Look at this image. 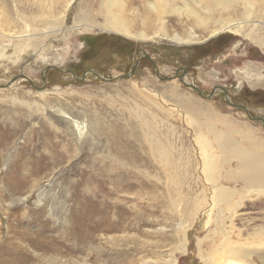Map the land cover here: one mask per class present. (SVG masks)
Returning <instances> with one entry per match:
<instances>
[{"label": "rangeland", "instance_id": "1", "mask_svg": "<svg viewBox=\"0 0 264 264\" xmlns=\"http://www.w3.org/2000/svg\"><path fill=\"white\" fill-rule=\"evenodd\" d=\"M67 1L0 0V23L2 21L8 28V34L14 33L12 40L16 47L7 46L8 38L0 36V264H142L145 258L155 261L154 264H163L170 258L177 259L179 264H203L197 247V239L204 238L205 234L200 223H196L186 237L185 253L179 249L180 240L175 229L181 217L179 212L187 211L184 205H170L172 210L168 213L165 209L158 210L150 218L154 221L145 220L137 226L131 223L133 228L125 231L124 227L108 222L104 217L99 218L102 219L100 225L88 228L84 219L88 218L93 198L108 193L107 188L94 192L88 176L103 169L99 161L105 158L106 141L111 142L116 134L123 142L139 144L142 155L133 158L134 161L156 159L146 140L154 133L160 144L174 143L173 157L194 156L193 160H202L201 148L183 115L184 110L173 109L175 106L171 101L166 103L158 97L163 107L174 112V118L167 119L176 132L174 140L167 137L166 111L153 103L152 113L144 115L145 127L142 128L138 122L140 115L138 112L135 114V110L149 107L150 103L145 95L133 93V87L149 95L147 91L151 89L159 91L176 85L196 104L216 110L218 115L229 121L228 125L218 122L219 129L224 127L228 131L233 126L234 135L244 143L247 142L245 135L249 133L256 139H264L263 122L247 115L249 112L253 118L263 117L264 120V42L258 43L234 30H225L210 37L209 33L194 27L193 18L186 12H167L160 7L158 0H119L115 9L119 10L120 19L127 22L133 36L140 32L153 34L160 28L159 18L164 20L167 34L184 36L191 26L198 36L189 44H176L162 35L147 40L134 38L119 31H107L108 20L104 21L101 14L105 12L103 0H73L66 8ZM175 2L176 5L180 3V7L184 5L182 0ZM150 4L157 6L159 17L150 11ZM62 11L65 12L62 28L55 29L56 32L51 33V23L39 22L41 18L51 20L63 15ZM24 20L31 25L33 33L29 46L22 44L26 38ZM214 27V23L209 25V29ZM247 28L243 30L245 34H249ZM259 35L264 37V28ZM36 41L41 42L37 48L34 45ZM136 63L133 77L114 82L88 72L94 70L104 78H115L127 74ZM49 65L71 71L77 77L87 73L85 78L75 80L71 73L49 69L45 83L43 72ZM182 69L187 71L186 82L197 86L203 96L182 82ZM177 71L179 73L175 75ZM156 73L172 79L159 80ZM21 74L30 78L37 87L44 86L45 89L36 90L25 78L1 87ZM219 87L225 89L231 102L243 105L247 110L229 105ZM24 100L33 107L22 105L20 101ZM154 119L156 126L153 125ZM75 121L79 126L74 124ZM235 130L240 134L236 135ZM212 152L220 158L215 144ZM127 161L130 162L129 159ZM111 164L102 165L107 168L104 171L120 170ZM118 165L125 167L126 164ZM220 171L225 170L220 168ZM201 175L206 187H211V182L205 177L206 172L201 170ZM127 176L133 183L125 185L119 195L127 190L137 192V183L143 182ZM132 184L135 186L130 189ZM225 184L233 186L231 182ZM240 192L231 201L234 205L242 202V205L235 216L237 227L231 226L234 230L230 243L242 242L253 250L258 248L255 246L264 245V235L262 238L260 234L255 235L254 240L244 235L246 231L256 233L264 229V190L240 189ZM88 193L91 195L86 196ZM179 193H186L178 198V202L187 198L184 203L192 195L189 191ZM115 199L128 203L134 198L128 196L123 199L115 195ZM148 201L151 202L147 198L145 203ZM133 211L134 208L128 217L136 222ZM213 223L212 219L209 227ZM160 226L165 230H160ZM247 239L254 242L253 246ZM201 247L205 255L209 254L206 242ZM250 261L249 264H264V247L255 250Z\"/></svg>", "mask_w": 264, "mask_h": 264}, {"label": "bare ground", "instance_id": "2", "mask_svg": "<svg viewBox=\"0 0 264 264\" xmlns=\"http://www.w3.org/2000/svg\"><path fill=\"white\" fill-rule=\"evenodd\" d=\"M158 1L161 3L160 7L167 12L168 10L175 13L186 12L188 17L193 18L194 27H197L204 33H209L210 37H213L214 35L225 30H234L237 33H242L247 38L250 37L251 39L258 41V43L264 42V37L259 35V31L264 28L263 1L191 0L190 2V0H182L184 3V5L182 4L183 7L178 6L180 3L176 5V0ZM72 2L73 0H68L66 2V8H68ZM103 2L105 3V12H102L101 14L104 15V21L108 20V28L106 27L107 31H109V29L115 30L134 38L146 40L147 38L151 39L161 35L168 36V38L174 40L176 44H189L198 39V36L194 30L195 28L191 26L187 34L184 36L178 33L173 35L167 34L166 24L162 18H159L158 20V26L160 28H158V30H156L153 34L149 35L145 32H140L133 36L129 31L127 22L120 19L119 10L115 9V7L119 5L120 1L103 0ZM240 4L241 6H239ZM51 5H53V3L49 6L51 7ZM149 6L150 11L155 16L159 17V10L157 6L155 4H150ZM61 13L63 15L53 17L51 20H45L41 18L39 19V22L42 24L51 23V33L56 32L55 29L62 28L61 26L65 17V12L62 11ZM222 14L224 16H222ZM87 16L92 18V16L90 17L88 14ZM215 16L217 17L215 18ZM80 19L83 21V17ZM234 20H236L235 27H233V22H235ZM211 23H214L216 27L209 29V25ZM24 25L26 38L24 39L25 42L22 44L29 46V40L33 35L31 32L32 28L27 20H24ZM88 26L90 25L87 24V27ZM245 27H248L247 29H249V34H245L243 32ZM7 29L4 26V23L1 21L0 36L7 37L8 43L5 44L16 49L12 40L14 33L8 34L9 32L6 31ZM40 44V41H36L34 45L37 48L40 46ZM184 80L186 82L187 78L185 77ZM131 91L133 93L137 92L139 95H145L148 102L150 103L149 107L143 106L141 107V110H135V114L138 112L140 115L138 122L141 126L143 125L142 128L145 127V122L143 124L144 115L146 113H152L150 110L153 105L166 111L167 117L164 120L167 122V124V119L169 117L174 118V112L163 107L159 102L158 97H162L166 103L171 101L172 104L178 108L176 109L174 107L173 109L181 111L184 110L183 115L186 116V119L191 126V131L193 132L196 141L201 148L199 152L201 153L200 156H202V160H193L194 156L184 158L182 155H177L173 157L171 153L172 151L176 150L174 143L168 141L167 146H164L159 143V139L156 138V133H154L152 136L148 135L146 140L149 142L147 143L149 151L156 159H153V161L150 162L140 159L134 161L133 158H139L142 155V150L139 147V144L123 142L119 139L118 134H116L111 142L108 143V141H106L107 152L105 154V158L102 159V161H99L101 164L99 166H101L103 169L99 172L95 171L88 176L89 183L92 185V190L94 192H101L107 188L108 193L107 195H100L93 198L92 206L88 213V218L84 219V223L88 226V228L93 229L97 225H100V220L102 219L99 218L104 217L108 222L117 223L119 227H124L125 231L126 229L133 228L131 227V223L137 226V224L140 225L145 220L147 222L154 221L150 218H152L153 214L158 212V210L165 209L168 213L170 210H172V206L176 207L177 205H184L187 211L179 212L181 217L179 218V222L175 229L177 230L176 235L180 240L179 249L181 253H185L186 251V244L188 243L186 237H189V232H192L190 230L194 228L196 223H200L199 226L201 230L205 231V234L204 238L196 239L197 247L199 246L198 256L201 260H203V264H249L248 262L250 261L251 255L255 254V250L262 249L264 245L261 244L260 246H255L258 248L252 250V247L247 248L242 242H237L234 244L230 243L232 236L231 234H233L231 232L234 230V227L232 228L231 226H235V216L237 210L242 205V202L236 203L234 205L232 204L233 202L231 203V201L233 200V197L240 192V189L244 191H248L253 188L264 190V139H256V136H254L252 133H249L245 135L247 142L244 143V141L242 142L241 138L237 139V137L234 135L233 126L230 127L228 131L224 127L219 129L217 125L218 122L228 125L227 123L229 121H226V118L223 119L222 115H218L216 110L212 111L203 105L200 106L196 104L192 97H189L185 93L179 91L176 85H170L165 88H161L159 91L151 89V91H147L149 95L142 93L143 91L141 92V90L135 87H133ZM40 93H42L43 96V92ZM20 102L22 105L26 104L33 107L27 100ZM59 111L62 112V110ZM146 120L147 119L145 118V121ZM74 124L79 126L77 121H75ZM153 125H157L156 119H154ZM167 130L169 131L167 137H171L174 140L173 136L176 134V132L172 125H169ZM79 131L81 133L82 129L80 128ZM235 134L239 135L240 132L235 130ZM154 140L155 143L153 145ZM133 141L136 142L137 139L134 138ZM213 144H215L218 148L220 158H217V154L212 152ZM187 150L188 152H191L188 147ZM127 159H129L130 162H128ZM107 162L110 164L112 162L111 165L114 168L120 170H115L112 172L104 171L107 170V168L105 169L103 167L106 166ZM118 164L126 165L125 167H120ZM129 166L130 168L126 169ZM220 168L225 171L221 172ZM201 170L206 172L207 176L205 177L211 182V187H206L204 178L201 175ZM127 175H130L143 182L137 183L139 186L137 192H131L130 190H127L123 194L119 195L125 185L133 183V181H131L130 177ZM229 182L233 184L232 187L225 184ZM147 183H151L154 186H147ZM108 184H111V187H109ZM134 186L135 185L132 184L130 189L134 188ZM194 188L199 190H195ZM181 191H189L192 193L188 199V202L184 203L187 198L178 202V198L186 195V193H179ZM150 194H152V196H150ZM90 195L91 193H88L86 196ZM115 195H118V197L122 196L123 199H126L128 196H133L134 199L130 201L132 204L129 205L130 202L125 203L122 200H113ZM147 198L148 200H151V202L148 201L145 203ZM156 199H158L157 202H155ZM238 200L236 199V202ZM221 204L225 205L220 206ZM170 205L171 207H169ZM133 208L135 209V211H133V217L137 223L133 222L130 220V217H128V214ZM137 208L141 210H137ZM96 209L98 212H96ZM178 211L179 210H177V212ZM183 219L186 221V223H184ZM212 219L214 223L212 227H209L208 224ZM188 222L189 224H187ZM137 228L138 227H136V229ZM160 230H165V227L160 226ZM238 231L240 233V230ZM258 234H260L259 237L262 238L263 236L261 235H264V229H259V231L256 233H249L246 231L244 236H246V238H253V236ZM241 237H243V235L240 236V239ZM254 239L255 238H253V240ZM248 241L250 242V240L247 239V242ZM261 241L262 240H260V242ZM204 242H206L208 245L207 249L209 254L207 255L204 254V250L201 247ZM144 243H146V241ZM252 243L254 242H250L249 244L251 245ZM135 246H137V244ZM123 247L126 246L123 245ZM136 249L140 250V248ZM175 261L177 262V259H175ZM175 261L173 258H170L164 260L163 264H179L178 262L175 263ZM154 262L155 261H150L148 258H145L142 264H154Z\"/></svg>", "mask_w": 264, "mask_h": 264}, {"label": "water", "instance_id": "3", "mask_svg": "<svg viewBox=\"0 0 264 264\" xmlns=\"http://www.w3.org/2000/svg\"><path fill=\"white\" fill-rule=\"evenodd\" d=\"M146 57H147L148 59H150L149 56L146 55ZM150 60H151V59H150ZM136 66H137V63H136V65L133 67V69H131L127 74H121V75L116 76L115 78H104V77L101 76L100 74L96 73L94 70H90V71H88V72H92V73L95 74L98 78L104 79V80H106L107 82H114V81H117V80H124V79H128V78L133 77V76L135 75V73H136ZM49 69H56V70H58L59 72H63V73H71V74L73 75V77L75 78V80H80V79L85 78L86 73H87V72L84 73L81 77H77V76H76L74 73H72L71 71H64V70L60 69L59 67H57V66H55V65H49V66L45 69V71L43 72V80H44L45 83L47 82L46 79H45V75H46V73H47V71H48ZM182 71H183V75H182V77H181L182 82H184L188 87H190V88L196 90L201 96H203L201 90H200L197 86H195L194 84H190V83L185 82L184 77H185V75L187 74V71H186V69H182ZM178 73H179V71H177L175 75H177ZM156 76H157V78H159V80H164V81H165V80H170V79H172L171 77L163 78V77L159 76V73H156ZM19 78H25V79L29 80V82L32 84V86H33L36 90H44V89H45L44 86H42V87H37L35 84H33V82L30 80V78H28L25 74H21V75H18V76L13 77V78H12V79H11L6 85H5V86H1V87H7V86H9L10 84H12L14 81H16V80L19 79ZM219 89L223 90V92L225 93L226 100H227V102L229 103V105H231V106H238V107H241V108L247 110V108H246L245 106H243V105H236V104H234L233 102H231V100H230V99L228 98V96L226 95L227 92L225 91V89H224L223 87H219ZM210 96H212V95H209V97H210ZM207 97H208V96H207ZM247 115H248L250 118L254 119V120L262 121V122H263V128H264V120H263V117H260V118H253L249 112L247 113Z\"/></svg>", "mask_w": 264, "mask_h": 264}]
</instances>
